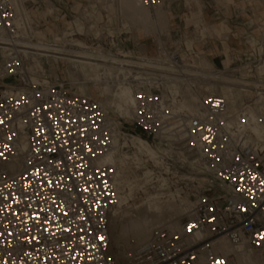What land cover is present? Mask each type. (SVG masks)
I'll list each match as a JSON object with an SVG mask.
<instances>
[{
	"label": "built area",
	"instance_id": "obj_1",
	"mask_svg": "<svg viewBox=\"0 0 264 264\" xmlns=\"http://www.w3.org/2000/svg\"><path fill=\"white\" fill-rule=\"evenodd\" d=\"M139 1L154 9L162 0ZM34 4L0 0V33L8 40L0 64V264H118L109 229L117 167L97 160L131 135L96 99L64 83H32L30 55L17 43L41 33ZM197 56L185 42H156L124 80L135 99L129 126L151 145H176L194 156L193 166L208 178L180 229L154 230L126 264H233L217 251L221 238L264 248V144L244 127L256 101L239 104L230 125L218 79H237L243 96L264 92L257 71L264 41L223 72L200 66Z\"/></svg>",
	"mask_w": 264,
	"mask_h": 264
},
{
	"label": "rangeland",
	"instance_id": "obj_2",
	"mask_svg": "<svg viewBox=\"0 0 264 264\" xmlns=\"http://www.w3.org/2000/svg\"><path fill=\"white\" fill-rule=\"evenodd\" d=\"M34 1L37 4L32 5V9L36 10L35 17L38 21H40L39 27L42 37L46 38L43 40V42H48L49 40L55 41L54 38L56 36L59 37L61 41H63L64 38L69 40L70 42L68 44L70 45L73 41H79L80 43L86 44L90 46V48H92V51L94 50L95 53L105 51L117 57H119L120 51L125 55L132 54L133 60H136V58L138 57L137 51H139V47H141V50L143 51L142 54L145 57H149L150 55H148V52L153 53L155 49L158 32H156L155 30H150L145 34V30L140 27H137V30L136 28L132 29L127 22L122 21L117 0H91V2L82 0L80 7L75 6L76 0ZM49 10L51 11L52 15L50 14ZM44 13H47V15ZM81 13L84 14L82 15ZM86 14H89L88 17L86 16ZM101 16L103 17V21ZM87 19H90V22H86L88 21ZM82 22L86 24L83 30L81 28L83 25ZM174 23L176 24V26L171 27L170 31H168L169 28L167 27V29H164L161 32V34H163V40L165 41V43H167L166 45L168 47L174 46L173 44H171V42L173 41H178V45L186 42V32L188 33L187 36L191 38L195 37V30L193 26L191 28L189 27L187 30L183 29L185 27V22L182 16L175 19ZM91 26H93V28H90ZM177 26L179 27V30L182 29V32L184 34L182 39H179V37H174ZM67 28L69 29L67 30ZM68 34L69 36H67ZM181 34L182 33H180V35ZM170 37L172 38L171 42H168ZM252 38L254 37H250L247 40H251ZM255 38H257V33L255 35ZM114 43H118V46H115ZM129 43L131 44L130 50L132 53L126 50ZM52 44L55 45L54 42H52ZM68 44L65 45L67 51H69L70 49L72 51L78 50V47H75L73 44L69 46ZM61 46H63V44H61ZM249 51H251V48L248 45L244 52ZM68 55V57L64 58L73 59V57H71L72 53H68ZM33 57L34 56L30 55V58L28 60V68L32 74V82L34 84L47 85L49 83L60 82L66 84L68 87H73V92L77 94L81 93L80 95H87L99 102L104 103L109 118L115 121H124L126 123L125 126L129 129V134L131 136L138 137V135L140 134L139 131H135L133 130V127L129 126L131 117L124 119L114 112L115 104L117 103L114 95L116 93L115 91H117L118 89L116 81L117 79L115 77L103 76V81L108 82L109 86H111L110 94H108L106 98H103L95 90L93 81L91 82V80L97 75V73L103 72L98 70V68L92 67V70H94V72L91 71L89 72V74H86L84 70L82 73V71L78 70L77 67L75 68L74 63L60 61V59L55 60L53 56L46 59L38 58L34 61V63ZM200 59L201 57L199 58V60ZM1 61L2 59L0 58V64L2 63ZM231 68H235V66ZM257 71L260 76L264 75V65H259ZM234 87L236 88L237 86L235 85ZM235 93H237V95L235 96L236 101L239 97L241 98L237 101V105L234 104L235 102L231 104L232 112L230 113V118L235 115L233 111L237 110L236 107L242 102L251 104L257 100L255 108L257 109V107L259 106L260 101L256 96H240L241 93L239 90H236ZM230 95L231 93H229L227 96ZM106 102L108 103L106 104ZM109 106L111 109L109 108ZM255 108L250 112H254L256 110ZM132 138L133 137H129V145L125 146L124 140H121L122 146L117 156L121 162H119L120 164L118 163V168L121 172V176L124 180L129 181V183L125 185L124 192L128 191V184H133V186L136 187L133 202L141 204V202L147 198V195L149 193H161L162 190L159 183L160 176L165 177L168 181L166 189L164 190L163 188V200L171 199L170 201H172L174 205L176 204V206L183 205V207H185V202L193 204L195 202V197L203 194V185L208 182V178L201 174L200 171H198L193 165H191L188 160L186 161L184 159V157H187L189 158V160L190 158H193L195 160L194 156H188L186 153L182 152V149H176L180 148L176 145H167L158 141L152 144L154 148L151 146L157 154V158L154 160L151 159V157L144 150L139 151L136 146L131 145L130 140ZM136 158L140 159L138 160L140 161V163L136 160ZM147 169L154 172V178H152L151 182L149 183H145L143 177V174ZM133 202L131 201V203ZM164 216L165 221L172 220L173 218L175 219V221L178 220L181 224V222L187 218L188 214H186V212L175 214V211L173 209V211L167 210ZM126 219L127 217H122V219L120 218L118 222H116V224L111 223L112 218L110 220V255L116 260L118 264H126L131 255V252L138 247L135 246L132 233H128V235H126L124 238L125 241L123 240V243H119L120 245L117 242L120 237L121 224L126 222ZM163 228L169 229L167 226H164ZM251 252L253 258H258V263L256 264H264V248L260 250H253ZM122 253H124V255L126 254L125 259L122 258ZM228 258L233 264H238L235 254L228 256Z\"/></svg>",
	"mask_w": 264,
	"mask_h": 264
},
{
	"label": "bare ground",
	"instance_id": "obj_3",
	"mask_svg": "<svg viewBox=\"0 0 264 264\" xmlns=\"http://www.w3.org/2000/svg\"><path fill=\"white\" fill-rule=\"evenodd\" d=\"M104 1H109V0H104ZM262 2L264 3V0H262ZM117 3L119 5L118 8L122 21L127 22L132 29L136 28L137 30V27L142 28L143 30H145V34L150 30L153 31L155 30L156 32H158L157 43L160 45H164L161 38L163 34H161V32L162 30L167 29L169 23V17L166 10L164 9V4L162 1L154 9L145 6L139 0H117ZM44 14L47 15V13ZM81 14L83 15L84 13ZM67 36H69V34ZM44 39L46 38L42 37L41 33L38 34L33 33L31 36L28 37L23 36L21 41L18 42L17 44L24 48L23 53L25 55L34 56L33 63L38 58L46 59L48 57L53 56L55 60L60 59V61L74 63L75 68L77 67L78 70L82 71V73L83 70L86 74H89V72L91 71L94 72V70H92V67L98 68V70L103 71L101 73L100 72L97 73V75L91 80V82L93 81L95 85V90L103 98H106V96L111 92V88H110L111 86H109L108 82L103 81V76L115 77L117 79L116 81H117L118 89L117 91H115L116 93L114 95L117 102L115 104L114 112L117 113L119 116L123 117L124 119L130 118L132 116V111L135 103L134 90L132 86L127 84L124 80L126 79L127 75L131 73V69L129 68L131 67L130 65H142L143 63L142 61H144V59L146 58L145 56H143V54H138L137 57L138 60L137 59L133 60L132 54L125 55L122 54L121 51L120 54L123 56V58L117 57L105 51L95 53L94 50L92 51V48H90V46L80 43L79 41L71 42V45L73 44L75 47H78V50L72 51L70 49L71 51L70 50L67 51L65 45L70 42L69 40L64 38V40L61 41L59 37L55 36L54 38L55 41L49 40L48 43V42H43ZM7 41H8L7 38L2 33H0V58L2 59L1 62H4V60L7 57V53H6L8 51L6 47ZM52 42H54L55 45H53ZM61 44H63V46H61ZM68 45L71 46L70 44ZM114 45L118 46V43L117 44L114 43ZM260 52H261V48H260ZM68 53H72L71 57H73V59L64 58L69 56ZM153 53L148 52V55H153ZM56 55L63 57H59ZM197 63L202 67L214 69L210 65L208 60H206V58L203 56H201L200 60H197ZM219 71L223 72L224 70H219ZM218 79L223 82L222 84L219 85L220 94L221 91H225L228 94L231 93L230 96L225 97L231 105L236 101L235 96L237 95V93H235V91L238 90L237 87L235 88L234 86L236 84H239L240 82L237 79L230 78L228 76L218 77ZM252 85L258 86L259 83L256 82L253 83ZM263 88H264V84H263ZM249 95H253V93H250ZM240 96H243L242 93ZM240 98L241 97H239L237 101ZM257 99L260 101L259 106L257 105L258 107L257 109L255 108L256 110L254 112H250L254 110V107L249 110V115L247 116V124L245 123L244 127L248 130V133L250 134L253 140L262 142L264 144V92H260L257 95ZM237 101L234 103L235 105H237ZM100 103L104 106V103L102 102ZM107 103L108 102H106V104ZM191 106L193 109H197L198 107L197 105H195V103H193ZM104 108L106 109L105 106ZM233 113L235 112L233 111ZM235 117L236 116L233 115L227 122L230 125H235L237 123ZM129 137H133L130 140L131 145L136 146L139 151L144 150L151 157V159L155 160L157 158V154L153 149L154 147L149 142H147L140 136L138 137L129 136ZM129 137L125 136L123 138L124 146L129 145ZM121 146H122L121 140L119 139L118 141L115 142V147L112 152L101 156L97 160V163H99L100 165H104V164L114 165L117 167V179H116L117 204L111 211L110 220L112 218V222L111 221L110 222L116 224V222H118L120 218L122 219V217L123 218L127 217L126 219L127 221L121 224L120 237L118 236L119 240L117 241L118 244L123 243L122 242L123 240L125 241L124 238L126 235H128V233H132L134 237L135 246H141L149 240L151 233L156 229L167 226L169 230H176V231L179 230L181 227L179 221L178 220L175 221V219L173 218L172 220L165 221L164 214L166 213L167 210L173 211V209L175 211V214H179L181 212H186V214H189L192 204L185 202V207H183V205L180 206H176V204L174 205L173 202L170 201L171 199L163 200L162 198L164 196L163 188L165 190L168 184L167 179L163 176L159 177L160 188L162 190L161 193H155V194L147 193L148 194L147 198L143 200L141 204H137L133 202L134 192L136 187L133 186V184H128L127 187H129V189L127 192H124L125 185H127L129 181H126L122 178L121 172L119 171L118 168V163L120 162V159L118 158L117 154L119 153ZM176 149H181V148H176ZM184 159L186 161L188 160L189 163L193 165L194 162L193 158H190L189 160V158L184 157ZM136 160L138 161L140 159L136 158ZM138 162L140 163V161ZM153 175L154 172L152 170L147 169L143 174L145 183L151 182L152 178H154ZM131 201L133 203H131ZM216 248L217 251L225 257L235 254L238 264L258 263V258L252 257L251 250L242 246L234 247L224 238H221L216 241ZM122 254H123L122 258L125 259L126 254L125 255L124 253Z\"/></svg>",
	"mask_w": 264,
	"mask_h": 264
},
{
	"label": "crops",
	"instance_id": "obj_4",
	"mask_svg": "<svg viewBox=\"0 0 264 264\" xmlns=\"http://www.w3.org/2000/svg\"><path fill=\"white\" fill-rule=\"evenodd\" d=\"M162 2L169 17L168 31L176 26L175 19L182 16L185 22L183 29L187 30L193 26L195 30L194 38L185 33L186 45L189 48L193 46L200 54L197 60L201 56L205 57L216 70H228L233 67V63L241 57L248 45L255 48L258 41L263 42L264 11L260 7L262 0H162ZM81 3L82 0H76L75 6L80 7ZM88 15L86 14L87 17ZM82 24L83 30L86 24L84 22ZM183 36L182 29L179 30L177 26L174 37L182 39ZM250 37L254 38L247 40ZM161 38L166 45L163 35ZM171 39L170 37L168 42H171ZM171 44L178 45V41ZM130 48L129 43L126 50L131 52ZM138 50V54L143 53L141 47ZM221 94L227 96L225 91H221Z\"/></svg>",
	"mask_w": 264,
	"mask_h": 264
},
{
	"label": "snow or ice",
	"instance_id": "obj_5",
	"mask_svg": "<svg viewBox=\"0 0 264 264\" xmlns=\"http://www.w3.org/2000/svg\"><path fill=\"white\" fill-rule=\"evenodd\" d=\"M190 228H191V226H190Z\"/></svg>",
	"mask_w": 264,
	"mask_h": 264
}]
</instances>
